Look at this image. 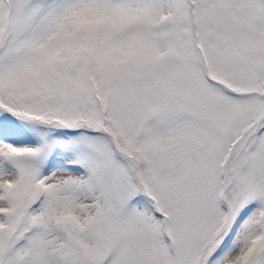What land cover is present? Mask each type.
I'll return each instance as SVG.
<instances>
[{
    "label": "snow or ice",
    "instance_id": "obj_1",
    "mask_svg": "<svg viewBox=\"0 0 264 264\" xmlns=\"http://www.w3.org/2000/svg\"><path fill=\"white\" fill-rule=\"evenodd\" d=\"M0 264H264V0H0Z\"/></svg>",
    "mask_w": 264,
    "mask_h": 264
}]
</instances>
